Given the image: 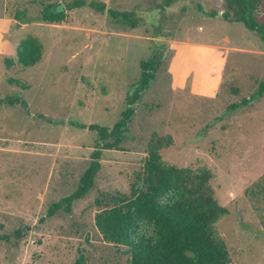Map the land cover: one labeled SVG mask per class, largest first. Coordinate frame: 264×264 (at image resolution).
Returning <instances> with one entry per match:
<instances>
[{
    "label": "rangeland",
    "instance_id": "obj_1",
    "mask_svg": "<svg viewBox=\"0 0 264 264\" xmlns=\"http://www.w3.org/2000/svg\"><path fill=\"white\" fill-rule=\"evenodd\" d=\"M67 1L0 0V99L27 102L0 104V264H75L80 255L86 264H130L129 248L106 241L95 216L131 194L151 149L194 174L213 173L208 185L226 208L214 232L231 264H264L260 34L225 20L226 0H100L134 12L136 28L87 6L60 23L15 19ZM255 16L264 21V0ZM31 36L43 51L25 67L17 51ZM156 51L163 62L132 105L119 147L102 151L93 188L70 213L48 215L90 165L98 134L80 124L112 129L129 107L141 63Z\"/></svg>",
    "mask_w": 264,
    "mask_h": 264
},
{
    "label": "trees",
    "instance_id": "obj_2",
    "mask_svg": "<svg viewBox=\"0 0 264 264\" xmlns=\"http://www.w3.org/2000/svg\"><path fill=\"white\" fill-rule=\"evenodd\" d=\"M229 9L222 17L229 21H241L260 34L264 42V21L256 19V11L263 0H226ZM90 7L98 12L108 11L110 16L130 28H136L140 20L134 12L107 9L100 0H68L50 3L35 17L23 19L16 13L18 24L28 22L60 23L67 19L68 11ZM217 17L218 12L207 13ZM42 44L34 37L23 38L18 46L17 61L29 67L42 56ZM163 62V52L156 51L141 63V77L130 95L129 107L112 129L100 124L81 123L80 127L96 131L98 141L91 154V162L80 178L77 189L54 202L48 210L53 215L60 210L70 213L75 200L85 197L95 184L101 167L104 149L119 147L135 113L132 106L155 79V71ZM264 88H261L260 95ZM254 97V95H253ZM14 105L27 102L16 96L0 99V104ZM248 103L243 99L241 104ZM238 103L231 108H237ZM213 178L209 169L193 173L188 167L166 162L157 149H151L144 171L132 184L131 194H119L118 204L106 207L95 216L96 225L104 239L129 248L130 264H231L229 249L223 239L214 232V226L223 217L226 208L220 205L213 189L208 185ZM75 264H86L80 255Z\"/></svg>",
    "mask_w": 264,
    "mask_h": 264
},
{
    "label": "crops",
    "instance_id": "obj_3",
    "mask_svg": "<svg viewBox=\"0 0 264 264\" xmlns=\"http://www.w3.org/2000/svg\"><path fill=\"white\" fill-rule=\"evenodd\" d=\"M231 257V256H230ZM232 263V262H231Z\"/></svg>",
    "mask_w": 264,
    "mask_h": 264
}]
</instances>
